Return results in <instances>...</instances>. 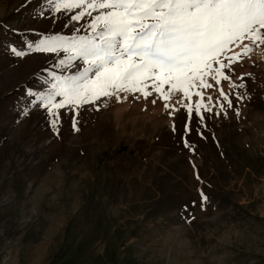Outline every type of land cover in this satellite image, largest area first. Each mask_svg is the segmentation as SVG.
<instances>
[{"label":"rangeland","instance_id":"rangeland-1","mask_svg":"<svg viewBox=\"0 0 264 264\" xmlns=\"http://www.w3.org/2000/svg\"><path fill=\"white\" fill-rule=\"evenodd\" d=\"M79 11L0 0V264H264V49L209 79L211 111L121 93L54 128L40 97L84 65L35 46L90 35Z\"/></svg>","mask_w":264,"mask_h":264},{"label":"snow or ice","instance_id":"snow-or-ice-1","mask_svg":"<svg viewBox=\"0 0 264 264\" xmlns=\"http://www.w3.org/2000/svg\"><path fill=\"white\" fill-rule=\"evenodd\" d=\"M53 3L56 12L81 9L70 17L74 21L92 17L87 25L90 35L49 36L35 46L37 52L67 53L61 65H71L74 60L84 65L75 75L54 77L52 91L40 97L54 117V128L59 109L80 107L101 98L120 99L121 93H141L147 98L155 92L166 107L175 93H182L187 99L195 95L200 97L195 108L211 111L204 103L202 91L214 87L209 79L217 86L222 81L231 82L225 69H231L244 58L251 59L254 52L264 49V0H53ZM218 91L231 106L223 88ZM58 96L63 98L60 102L55 100ZM183 107L192 113L193 106ZM203 198L207 200L206 196Z\"/></svg>","mask_w":264,"mask_h":264}]
</instances>
